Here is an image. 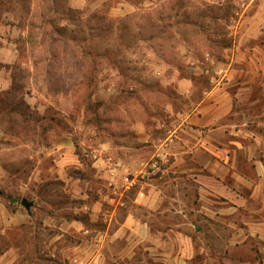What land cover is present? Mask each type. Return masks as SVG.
<instances>
[{"label":"crops","instance_id":"crops-1","mask_svg":"<svg viewBox=\"0 0 264 264\" xmlns=\"http://www.w3.org/2000/svg\"><path fill=\"white\" fill-rule=\"evenodd\" d=\"M162 1L63 0V8L106 10L121 20ZM208 1L227 10V0ZM233 6V16L207 18L209 26L227 27V43L207 53L209 66L187 67L186 75L156 66L143 83L124 81L122 88L121 70L106 66L78 105L74 89L87 82L83 55L73 54L81 62L77 84L56 87L55 59L70 55H43L39 69L41 51L30 49L28 29L0 0V137H10L4 117H16L19 146L28 138L37 146L46 134L47 169L70 201L62 220L49 219L58 230L53 243L75 239L63 246L64 263L136 264L143 251L140 264H264L231 257L252 243L264 255V0ZM21 69L30 73L23 87ZM33 117L48 120L46 131ZM59 121L66 126L61 142ZM32 218L0 203V234L21 231ZM21 249L10 247L0 264H16Z\"/></svg>","mask_w":264,"mask_h":264},{"label":"rangeland","instance_id":"rangeland-1","mask_svg":"<svg viewBox=\"0 0 264 264\" xmlns=\"http://www.w3.org/2000/svg\"><path fill=\"white\" fill-rule=\"evenodd\" d=\"M1 1L8 12L13 13L20 20L22 28L28 29L27 40L30 49L41 51V56L36 60L39 61V69L45 70L43 55L49 57V53L55 55L62 50L70 55L55 59L52 71L55 73L53 83L56 87L62 86V81L69 80L71 85L77 82L81 62L76 61L73 54L79 52L83 55V64L86 68L83 76L87 82L74 89L78 105L82 102L79 99L89 97L91 94L88 82H94L96 78L98 80L101 70L106 66L121 70L123 78L120 80V87L125 86L124 81L143 83L149 75L148 72H153L156 66L177 67L183 75H186L187 67L209 66L207 53L212 51V48L227 43L223 41L227 27L219 24L209 26L207 18L224 16V14L233 16L236 11V8L233 9L234 0L226 1L225 12L223 9L207 6L208 0H163L162 5L152 11H138L119 20L112 19L106 10L64 9L63 0H55L57 2L54 4L53 0ZM221 1L216 0V2ZM145 20L149 24H144ZM69 24L70 26H67ZM213 33L217 36L214 39L218 40L209 39ZM145 37L150 40L144 42ZM57 39L64 43L58 42ZM62 67L69 70L65 75ZM17 73L19 86L23 87L30 78V73L23 69ZM38 76L41 79L43 77L42 73ZM149 85L153 92L161 91L160 88H153L154 83ZM139 90L141 93L142 87ZM87 101L89 103L90 99ZM3 120V127L10 137H0V191L2 192L0 203H7L11 210L21 208L26 214L28 211L22 206V200L26 198L34 205L30 212L33 218L22 227L21 231L0 234V257L10 247L18 246L22 249L16 264H66L63 261V246L69 245L75 239L71 236V239L61 238L53 243L58 230L54 229L49 219L54 217L55 221L62 220V211L69 208L70 201L65 198L62 181L54 180L57 174L53 175L47 169L50 165V156L43 147L47 140L46 134L43 133L39 137L40 143L37 146L32 145L29 138L22 140V144L26 146H19L20 140L13 137L20 129L16 117H4ZM33 120L38 122L40 130L46 131L48 128L46 118L33 117ZM64 129L66 126H63V121L55 125L58 136L56 140L59 142L63 140ZM31 178L33 179L30 180ZM36 179H40L41 182ZM256 204L258 207V203ZM262 206L264 208V202ZM93 236L94 234H87V240L91 241ZM231 236H233L232 231ZM57 245L56 251L54 246ZM250 245L252 246L253 243L231 250V257L243 261L264 259V255L258 250L251 249ZM137 258L136 264H140L146 259L145 253L140 252Z\"/></svg>","mask_w":264,"mask_h":264},{"label":"water","instance_id":"water-1","mask_svg":"<svg viewBox=\"0 0 264 264\" xmlns=\"http://www.w3.org/2000/svg\"><path fill=\"white\" fill-rule=\"evenodd\" d=\"M1 194H2V192L0 191V196H1ZM33 205H34V203L28 201L26 198L22 200V206H24L29 213L31 212V208Z\"/></svg>","mask_w":264,"mask_h":264},{"label":"built area","instance_id":"built-area-1","mask_svg":"<svg viewBox=\"0 0 264 264\" xmlns=\"http://www.w3.org/2000/svg\"><path fill=\"white\" fill-rule=\"evenodd\" d=\"M153 167H154L156 170H160L161 167H162V163H160L159 160H155V161L153 162Z\"/></svg>","mask_w":264,"mask_h":264}]
</instances>
